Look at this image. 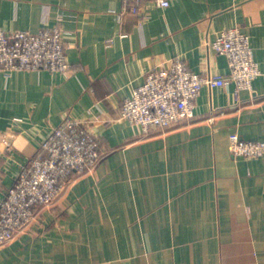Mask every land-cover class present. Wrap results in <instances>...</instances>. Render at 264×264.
Returning a JSON list of instances; mask_svg holds the SVG:
<instances>
[{
	"label": "crops",
	"instance_id": "1",
	"mask_svg": "<svg viewBox=\"0 0 264 264\" xmlns=\"http://www.w3.org/2000/svg\"><path fill=\"white\" fill-rule=\"evenodd\" d=\"M0 0L6 32L64 29L70 73L0 68V199L65 119L83 121L103 157L69 179L0 264H264V155L235 156L231 139L264 141V0ZM249 34L261 75L251 90L204 85L186 123L143 136L123 102L147 73L182 58L227 76L219 31ZM213 118V119H212Z\"/></svg>",
	"mask_w": 264,
	"mask_h": 264
},
{
	"label": "built area",
	"instance_id": "2",
	"mask_svg": "<svg viewBox=\"0 0 264 264\" xmlns=\"http://www.w3.org/2000/svg\"><path fill=\"white\" fill-rule=\"evenodd\" d=\"M145 0H123L121 15L142 13ZM167 8L173 0H150ZM229 60L227 76H204L189 69L182 58L153 67L132 95L122 104V118L136 125L145 137L154 129L189 122L195 115V100L204 85H235V94L251 90L261 69L254 57L251 39L240 26L218 32L212 43ZM0 68L7 71L70 73L64 29L46 26L38 32H6L0 27ZM213 119V118H212ZM233 155L255 158L264 155V141L231 139ZM103 157L100 140L80 120L65 119L43 140L38 155L25 165L6 196L0 199V247L26 231L41 208L53 205L66 191L73 176L92 172Z\"/></svg>",
	"mask_w": 264,
	"mask_h": 264
}]
</instances>
